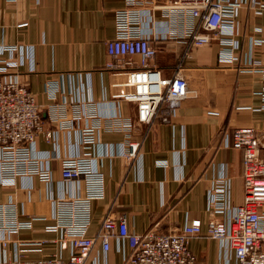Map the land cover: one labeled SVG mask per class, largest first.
<instances>
[{
    "label": "crops",
    "instance_id": "obj_1",
    "mask_svg": "<svg viewBox=\"0 0 264 264\" xmlns=\"http://www.w3.org/2000/svg\"><path fill=\"white\" fill-rule=\"evenodd\" d=\"M240 1L231 65L219 63L216 42L194 47L159 12L144 25L157 49L153 65L163 78L178 69L189 91L168 121L157 118L148 125L136 121L134 104L113 98L114 77L107 67L105 44L114 37L115 11L124 0H0V64L17 65L10 75L40 105L43 130L56 131L48 141L44 134L35 137L31 173L17 175L13 185L0 182V206L14 208L13 214L0 211V225L19 226L14 234L0 232L6 240L0 260L56 239L57 232L49 231L55 226L92 237L109 213L124 215L136 234L152 226L175 234L199 220L200 234L188 241L195 264H236L228 246L206 235V208L218 182L225 186L229 214L242 203V154L231 146L234 130L251 127L264 140V82L251 65L252 59H264V10L255 15L264 0ZM50 86L55 89L47 90ZM53 114L58 122L50 120ZM93 120L91 178L62 179V162L79 154L80 131ZM60 122L71 127L60 130ZM129 139L139 147L136 158L127 161L122 154ZM259 158L264 162V148ZM58 247L48 244L40 253L23 255L36 259ZM128 252L126 242L111 239L107 252L97 242L85 264H122ZM61 256L66 260L69 251Z\"/></svg>",
    "mask_w": 264,
    "mask_h": 264
},
{
    "label": "built area",
    "instance_id": "obj_2",
    "mask_svg": "<svg viewBox=\"0 0 264 264\" xmlns=\"http://www.w3.org/2000/svg\"><path fill=\"white\" fill-rule=\"evenodd\" d=\"M240 6V0H124V6L115 11L114 37L105 44L107 67L114 77L113 98L134 104L139 123L149 125L157 118L168 121V117L188 98L189 91L178 69L170 78H163L153 65L157 49L150 36L144 34V25H151L155 12H159L164 22L171 24L172 30L183 39L190 40L194 47L216 42L219 63L231 65L236 60L234 50L238 48L233 37ZM257 8L255 15L259 16L264 4L259 3ZM256 30L260 32L261 28ZM1 62L0 182L8 186L14 184L17 175L29 174V168L35 166L30 152L35 137L44 134L48 141L56 131L43 130L40 105L26 87L10 75L9 71L17 65L8 60ZM251 65L264 82V59H252ZM53 89L55 86L47 90ZM262 98L264 100V94ZM163 107L166 110H161ZM50 120L58 122L57 115H51ZM96 122L80 131V152L62 162V179L80 182L91 178L89 148ZM70 127L71 123L58 124L60 130ZM231 146L242 154V203L229 214L225 186L221 182L216 183L206 208V235L228 246L236 264H264V211L261 210L264 206V162L259 158L264 140L255 129L242 127L234 130ZM138 147V143L127 140L122 156L127 161L135 159ZM96 186L95 193L101 196V186ZM0 211L13 214L14 208L8 204L0 206ZM18 229L14 222L0 225V232L14 234ZM49 231L57 232L58 237L52 241L29 244L19 249L14 258L0 260V264H85L97 242L107 252L111 239L118 244L126 242L129 247L122 264H195L188 241L200 234L201 224L199 220H193L175 234L159 233L154 226L136 234L129 230L124 215L112 216L108 213L92 237L85 236L84 232L72 236L67 227L60 226L49 228ZM48 244L58 245V251L36 259L24 258L23 254L40 253L41 248ZM0 245H6L4 238L0 239ZM65 250L69 251L66 260L61 256Z\"/></svg>",
    "mask_w": 264,
    "mask_h": 264
}]
</instances>
